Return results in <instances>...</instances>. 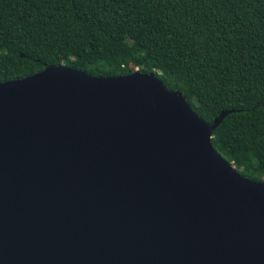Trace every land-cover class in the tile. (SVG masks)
Returning a JSON list of instances; mask_svg holds the SVG:
<instances>
[{
	"label": "water",
	"instance_id": "obj_1",
	"mask_svg": "<svg viewBox=\"0 0 264 264\" xmlns=\"http://www.w3.org/2000/svg\"><path fill=\"white\" fill-rule=\"evenodd\" d=\"M230 113L140 70L0 82V264H264V182L212 144Z\"/></svg>",
	"mask_w": 264,
	"mask_h": 264
},
{
	"label": "trees",
	"instance_id": "obj_2",
	"mask_svg": "<svg viewBox=\"0 0 264 264\" xmlns=\"http://www.w3.org/2000/svg\"><path fill=\"white\" fill-rule=\"evenodd\" d=\"M58 64L154 73L208 124L232 111L212 144L264 182V0H0V82Z\"/></svg>",
	"mask_w": 264,
	"mask_h": 264
}]
</instances>
